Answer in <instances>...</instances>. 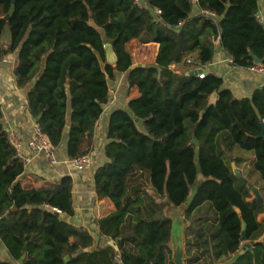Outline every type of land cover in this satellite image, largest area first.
Listing matches in <instances>:
<instances>
[{
  "label": "trees",
  "instance_id": "trees-1",
  "mask_svg": "<svg viewBox=\"0 0 264 264\" xmlns=\"http://www.w3.org/2000/svg\"><path fill=\"white\" fill-rule=\"evenodd\" d=\"M147 2L138 8L132 0H0V62L17 52L14 83L26 92L29 114L67 157L88 153L95 123L110 101L109 79L122 73L126 89H137L126 108L110 112L109 120L122 125L106 133L104 161L93 171L96 197H108L115 206L93 222L117 249L95 244L92 231L61 218L73 213L70 176L32 188L20 184L24 166L0 121V241L13 260L172 264V220L163 209L184 205L188 219L207 204L212 214L185 226L186 263L196 264L201 256L197 264H264L262 242L244 248L264 232V217L258 219L264 215V187L258 189L260 202L231 168V160L237 168L245 162L233 152L236 144L252 151L250 170L264 181V85L237 98L219 74L204 69L203 77L196 74L213 61L217 45L234 66H264L257 1ZM131 38L158 43L152 64L134 63L124 47ZM106 44L117 57L114 65L106 63ZM213 92L216 102L205 109ZM136 171L146 174L154 194L130 182ZM85 247L89 251L77 252Z\"/></svg>",
  "mask_w": 264,
  "mask_h": 264
},
{
  "label": "crops",
  "instance_id": "crops-1",
  "mask_svg": "<svg viewBox=\"0 0 264 264\" xmlns=\"http://www.w3.org/2000/svg\"><path fill=\"white\" fill-rule=\"evenodd\" d=\"M257 1L256 16L264 28V0ZM197 7L194 8L196 10ZM3 41L8 40L7 32L3 35ZM126 45H134L137 50L132 53L135 64H152L154 62L158 43H140L136 38H131L125 42ZM218 42L215 41V45ZM227 55L217 45L214 50L213 61L203 66L206 71H212L219 74L223 79V86L231 90L237 98L250 96L255 88L264 85V76L260 73L249 70L247 67L232 66L227 60ZM17 62V52L7 55L0 62V108L2 116L0 121L4 124L6 130L15 131L23 143L22 152L29 157V161L24 164V170L19 175L18 180L24 188H32L39 186L44 181H56L61 176L68 175L72 180L71 200L73 213L71 215L61 214V218L66 222L73 224L78 228H85L92 231L94 243L104 244L111 240L114 245L116 241L108 236H99L97 225L93 220L105 217L115 210L113 202L108 197L97 198L94 190L93 171L96 166L104 161L103 146L106 142V133L110 130L118 129L122 122H112L109 120L110 112L115 108H126V103L129 98L137 94L136 87L129 90L126 89L123 82V74L116 73L113 79H109L110 101L105 105L103 112L97 119L91 136V145L88 150L90 154V163L80 170L71 168L66 159L68 158L64 148H58L57 154L59 161L55 164L50 163L42 153L33 152L27 146L28 140L31 138L33 125L36 123V118L29 114L26 105V92L23 88H19L14 83L13 68ZM173 67V66H171ZM179 70L177 69L176 72ZM236 154V153H235ZM238 155V154H237ZM239 157H242L238 155ZM244 158V157H242ZM245 162L240 165L239 170L246 169L248 176H254V171H251V161L253 154L248 158H244ZM141 174V177H138ZM242 174V173H241ZM247 180L257 189L264 187V181L260 178L257 184ZM130 182L135 185L138 190L146 189L149 193L154 194V189L149 187L146 182V174L140 171L135 172V176ZM131 183V185H132ZM163 199V198H160ZM184 205L173 207L166 206L163 209V214L170 217L173 222L181 221L182 243L184 248L185 234L184 229L188 224L197 223V219H204L212 214V211L207 210V204L196 209L190 218H184ZM178 215V216H177ZM179 217V218H178ZM263 214L258 216L261 220ZM179 223V224H180ZM117 247V246H116ZM169 247L172 256V243L169 237ZM196 252V251H195ZM185 254V248H184ZM232 257V256H231ZM224 260L223 263L228 262ZM70 259V256H69ZM202 257L198 262H200ZM172 264H174L171 259ZM0 262L4 264H21V260H13L7 253L5 247L0 241ZM186 255L184 264L186 263ZM197 262V263H198ZM196 263V264H197Z\"/></svg>",
  "mask_w": 264,
  "mask_h": 264
},
{
  "label": "built area",
  "instance_id": "built-area-1",
  "mask_svg": "<svg viewBox=\"0 0 264 264\" xmlns=\"http://www.w3.org/2000/svg\"><path fill=\"white\" fill-rule=\"evenodd\" d=\"M132 1H133V4L138 8H144L148 4L147 0H132ZM153 9L157 14L160 13L158 8L154 7ZM216 42H218V40H216ZM227 60L230 63V65H232V59L227 58ZM185 61L187 63H190V62H192V58L188 57V58H186ZM232 66H234V65H232ZM247 68L251 71L256 72V73H260L264 76V66H261V65L254 63L252 65L247 66ZM196 74L200 78L203 77L204 76L203 67H198L196 70ZM7 138L9 140L10 144L15 149V153H16L17 157L22 161L23 166H24V164L29 161V157L23 154V152H22L23 143L19 139L17 133L15 131L8 130L7 131ZM27 146L33 152L42 153L44 155V157L50 163L55 164L59 161V157H58L56 148L50 142L47 135L41 130V128L37 122L33 125L32 135H31V138L27 142ZM66 163H68V165L71 168H73L75 170H80L90 163V154L85 153V154L80 155L78 157H68L66 159ZM116 259L118 261H120L119 256H117Z\"/></svg>",
  "mask_w": 264,
  "mask_h": 264
},
{
  "label": "water",
  "instance_id": "water-1",
  "mask_svg": "<svg viewBox=\"0 0 264 264\" xmlns=\"http://www.w3.org/2000/svg\"><path fill=\"white\" fill-rule=\"evenodd\" d=\"M15 0H12L14 2ZM8 14H6L5 18H8ZM105 58L106 63L109 65H114L117 61V57L113 51V48L110 44L105 45ZM254 62H258L259 59L256 56H253ZM193 72H190L192 74ZM217 94L215 92L211 93L208 97L207 105L205 106V109L216 102ZM204 109V110H205ZM202 110L200 114L204 112ZM138 118H135V121H137ZM262 129H263V123H261V132L260 135H262ZM195 144V151H194V161L196 162L197 171L200 172V167L198 165V146L195 139L191 140ZM231 159V158H230ZM231 168L234 171V174L246 185H248L251 188L252 194L260 201H263V198L261 194L259 193L258 189L254 187L250 182H248L247 178H245L241 171L236 167L234 161L231 160ZM40 208L43 207V205H39ZM234 210L239 214L240 211L238 208L234 207ZM53 213L56 215H59V211L55 208L53 209ZM178 216V215H177ZM179 218V217H178ZM181 221L179 222H173L171 223V229H170V241L172 243V256L171 259L173 260L174 264H184L185 260V254H184V248L182 243V234H181ZM180 223V224H179ZM245 222L241 220V232H240V238L241 240H245ZM256 242H262L264 244V232L255 240L245 242L244 248H247L248 246L256 243ZM109 244H111L115 249H117L116 245L113 244V242L110 240ZM81 251H89V247H85L84 249H79L77 252L80 253ZM64 260H69V255L64 256Z\"/></svg>",
  "mask_w": 264,
  "mask_h": 264
},
{
  "label": "rangeland",
  "instance_id": "rangeland-1",
  "mask_svg": "<svg viewBox=\"0 0 264 264\" xmlns=\"http://www.w3.org/2000/svg\"><path fill=\"white\" fill-rule=\"evenodd\" d=\"M124 47L128 50V51H131L132 53H134L137 48L135 49V46L134 45H126V43L124 44ZM233 152L244 157V158H248L249 156H251L252 154V151L251 150H246V149H243V148H240L238 145L234 144L233 145V148H232ZM241 173L242 175L245 177H249L248 176V172L246 171V169H242L241 170ZM251 182L257 184L258 180L260 179L259 175L257 172H254V176L252 177H249Z\"/></svg>",
  "mask_w": 264,
  "mask_h": 264
}]
</instances>
